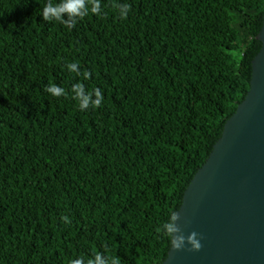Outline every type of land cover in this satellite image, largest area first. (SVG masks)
Returning <instances> with one entry per match:
<instances>
[{
    "label": "trees",
    "instance_id": "16d2710c",
    "mask_svg": "<svg viewBox=\"0 0 264 264\" xmlns=\"http://www.w3.org/2000/svg\"><path fill=\"white\" fill-rule=\"evenodd\" d=\"M48 2L0 0V264H161L160 225L250 88L264 0H99L72 28Z\"/></svg>",
    "mask_w": 264,
    "mask_h": 264
},
{
    "label": "water",
    "instance_id": "95a60500",
    "mask_svg": "<svg viewBox=\"0 0 264 264\" xmlns=\"http://www.w3.org/2000/svg\"><path fill=\"white\" fill-rule=\"evenodd\" d=\"M257 38L250 88L176 211L177 226L185 237L197 232L201 248L171 244L161 264H264V14Z\"/></svg>",
    "mask_w": 264,
    "mask_h": 264
},
{
    "label": "clouds",
    "instance_id": "9594fccd",
    "mask_svg": "<svg viewBox=\"0 0 264 264\" xmlns=\"http://www.w3.org/2000/svg\"><path fill=\"white\" fill-rule=\"evenodd\" d=\"M118 15L120 19H126L129 13V5L117 4ZM94 13L99 15L101 8L99 0H59L58 3H52L51 0L43 7L41 17L45 21L60 22L67 28H72L76 25L78 20ZM67 68L70 72L80 75L78 64L68 63ZM85 79L90 76V73L85 72ZM46 91L54 96L61 97L65 95L63 88L55 85H49ZM73 98L78 101V108L80 111H87L90 108H99L103 101V95L99 89L89 93L85 90L82 83L73 85ZM65 223L70 222L69 217L63 216L61 218ZM179 219L178 213L170 215L169 219L160 225V234L170 238L173 249L179 251L185 247V244L191 245V250H200L201 244L198 239V233L193 231L185 237L181 229L177 226L176 221ZM71 264H120L116 257H108L101 253L94 254L91 258L77 257L71 261Z\"/></svg>",
    "mask_w": 264,
    "mask_h": 264
}]
</instances>
